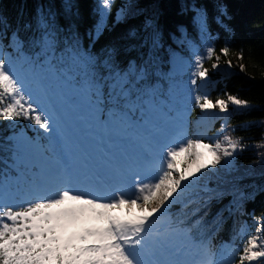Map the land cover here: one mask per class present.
Instances as JSON below:
<instances>
[{
	"label": "trees",
	"instance_id": "1",
	"mask_svg": "<svg viewBox=\"0 0 264 264\" xmlns=\"http://www.w3.org/2000/svg\"><path fill=\"white\" fill-rule=\"evenodd\" d=\"M99 1L0 0V59L10 61L22 82L33 87L46 89L50 84L44 82L56 77L51 85L64 88L74 100L68 111L75 108L83 119L96 116L89 90L94 81L105 101L98 123L121 124L138 134L182 109L193 138L192 122L202 111L196 95L246 100L247 106L237 109L229 104L204 139L214 144L227 135L243 148L203 170L160 216L175 229L189 230L187 237L177 231L169 241V252L181 249L171 258L192 255L193 245L202 243L215 264H237L252 218L264 217V0H111L105 12ZM198 15L204 18L203 34ZM45 36L50 48L41 44ZM209 46L217 55L227 46L229 54L220 62L230 60L231 68L213 70L214 60L206 59L207 79L192 93L182 90L192 71L190 66L184 74L171 69V56L192 59L194 51L203 54ZM117 74L128 78L127 98L118 96V85L114 88ZM110 95L119 102L113 105ZM113 107L117 111L110 118ZM17 138L24 143L18 145ZM58 150L54 127L48 134L23 119H0V201L15 207L36 194L29 181L51 184L64 159ZM260 236L264 239V232Z\"/></svg>",
	"mask_w": 264,
	"mask_h": 264
},
{
	"label": "snow or ice",
	"instance_id": "2",
	"mask_svg": "<svg viewBox=\"0 0 264 264\" xmlns=\"http://www.w3.org/2000/svg\"><path fill=\"white\" fill-rule=\"evenodd\" d=\"M102 5L110 7V0H102ZM197 22L203 34L206 26L202 15H198ZM16 43L19 52L20 45ZM41 44L50 48L51 40L45 36ZM229 51L225 46L217 55L209 46L204 55H197L192 84L196 85L197 79H207L206 59L214 60L211 68L216 69L221 55L227 57ZM237 58L242 59V53H238ZM226 63L231 66L232 62ZM244 67L240 65L241 70ZM128 84L127 76L117 74L114 88L119 86V97L127 98L130 94ZM89 90L90 97H95L96 119L100 121L105 101L94 81L89 82ZM226 95V99L218 97L215 101L207 95H196L195 103L202 110L218 108L221 112H227L229 104H248L237 96ZM110 99L113 105L119 102L111 95ZM116 111L115 107L109 109L110 118ZM0 119H23L48 134L54 124L52 114L32 102L11 62L4 59H0ZM22 143L24 141L17 138V144ZM242 148L238 139L227 135L214 144L201 139H188L178 146L173 144L166 148L150 182H138L133 191L118 190L111 196L74 187L70 178L67 182L61 179L51 184L29 181L35 195L15 207L5 206L0 201V264H215L211 259H198L194 254L190 259L171 258L181 249L169 252V241L177 231L187 237L189 230L175 229L170 221H161L160 216L188 183L203 174V170L215 168L222 159L232 157ZM99 179L98 176L89 178L90 182ZM257 222L258 234L249 235L243 242L237 264H255L264 259V239L259 235L264 232V217ZM193 248L207 254V247L202 243L194 244Z\"/></svg>",
	"mask_w": 264,
	"mask_h": 264
},
{
	"label": "rangeland",
	"instance_id": "3",
	"mask_svg": "<svg viewBox=\"0 0 264 264\" xmlns=\"http://www.w3.org/2000/svg\"><path fill=\"white\" fill-rule=\"evenodd\" d=\"M99 5L102 12L107 10V8L103 7L102 0L99 1ZM122 10V7H119L116 10V16H120ZM197 55H204V53L194 51L193 61L189 57L174 53L170 59V68L184 74L187 73L186 69L190 66V72L192 71L193 73ZM230 68L231 66L226 62L219 61V67L213 70L227 72ZM192 73L187 81L184 80L183 84H180L181 89L188 93L199 89L203 83V81L197 79V84L193 85L191 82L193 79ZM55 79L56 77L48 78L44 82L50 84L46 86V89L33 87L30 83L23 82L25 92L31 98H34L42 109H47L52 114L54 122L59 125L57 133L55 129L54 131L59 143L58 153H63L64 159L61 160L54 171L55 182L61 179L67 182L68 178H70L71 184L79 186V183L84 184L90 178L87 175L85 179H82L83 174L90 172L92 168H102L104 171H110L117 177L122 178L125 188L128 192H131L135 189L134 187L138 182L147 180L150 182L152 180L159 169L161 159L166 153L168 146L179 145L181 142L186 143L188 139H201L204 142L208 133L216 126L217 121L226 113L221 112L218 108L207 111L201 109L200 115L192 122L195 128L191 132L193 138H190L187 113L182 109H176L170 114H165L159 124L150 128V132L138 134L135 131L136 129H131L129 132L125 131L121 124L107 122V127H105V124L98 123L94 115L89 119H83L81 114L74 112L75 108L74 111H68V105L71 106L74 100H71L63 87L56 84L51 85ZM230 106L236 109L242 107L232 104ZM171 118H178L180 122L178 124L180 125V130L175 137L170 133L174 125H165ZM161 129L162 132H160ZM209 137L212 138L211 136ZM213 139L215 140V138ZM145 156L156 161V163H153L151 171L142 175H137L130 171V163L132 161L138 163ZM92 173L91 171V175ZM193 183L194 180L185 187H190ZM257 221L258 218H252L250 235L258 234L256 232V228L259 226ZM193 254L198 259L211 257L208 251L207 254L202 250ZM192 255L180 256L179 259H190ZM227 263H230V260Z\"/></svg>",
	"mask_w": 264,
	"mask_h": 264
},
{
	"label": "bare ground",
	"instance_id": "4",
	"mask_svg": "<svg viewBox=\"0 0 264 264\" xmlns=\"http://www.w3.org/2000/svg\"><path fill=\"white\" fill-rule=\"evenodd\" d=\"M180 124L179 122V119L178 118H171L168 120V122L165 124V125H168V126H171V125H174V127L170 130V133L172 134L173 137H175L177 135V133L179 132L180 130ZM163 129V128H162ZM162 129L160 130V132H162ZM99 172V173H105L104 172V169L102 168H99V169H96L93 173L94 175H96V173ZM106 172H109V171H106ZM90 172H87L85 173L83 176H82V179L85 178L86 175H89ZM109 176H113L114 180L116 181V183H118L119 186L123 187L124 186L122 185V178H119L117 177L116 175H109Z\"/></svg>",
	"mask_w": 264,
	"mask_h": 264
}]
</instances>
